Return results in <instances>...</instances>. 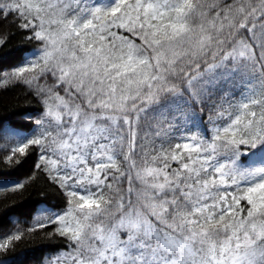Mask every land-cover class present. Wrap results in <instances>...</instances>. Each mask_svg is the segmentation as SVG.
<instances>
[{
    "label": "snow or ice",
    "instance_id": "1",
    "mask_svg": "<svg viewBox=\"0 0 264 264\" xmlns=\"http://www.w3.org/2000/svg\"><path fill=\"white\" fill-rule=\"evenodd\" d=\"M0 92V264H264V0H0Z\"/></svg>",
    "mask_w": 264,
    "mask_h": 264
},
{
    "label": "trees",
    "instance_id": "2",
    "mask_svg": "<svg viewBox=\"0 0 264 264\" xmlns=\"http://www.w3.org/2000/svg\"><path fill=\"white\" fill-rule=\"evenodd\" d=\"M21 41V38L19 36L14 37L11 41V44L9 45V48L11 49L14 45L19 44ZM17 93L15 92H0V115L5 114L8 112V110L12 109L16 104H25L26 101L23 99H16ZM24 197H29V193L25 192ZM32 199L36 198V193H31ZM19 199V198H18ZM39 244V241H22L17 248H36ZM35 255H39V251L35 253Z\"/></svg>",
    "mask_w": 264,
    "mask_h": 264
}]
</instances>
